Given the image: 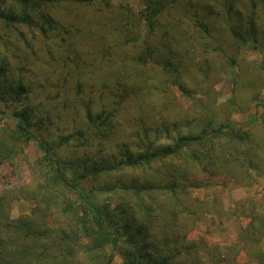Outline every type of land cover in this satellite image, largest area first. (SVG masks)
<instances>
[{
    "label": "trees",
    "instance_id": "trees-1",
    "mask_svg": "<svg viewBox=\"0 0 264 264\" xmlns=\"http://www.w3.org/2000/svg\"><path fill=\"white\" fill-rule=\"evenodd\" d=\"M122 1L0 0V187L26 174L0 190V264H264V125L234 128L211 97L219 67L233 110L264 82V0ZM241 49L260 57L245 83ZM176 96L198 133L178 132ZM229 186L253 192L226 211L210 188ZM221 217L233 240L191 238Z\"/></svg>",
    "mask_w": 264,
    "mask_h": 264
},
{
    "label": "rangeland",
    "instance_id": "rangeland-1",
    "mask_svg": "<svg viewBox=\"0 0 264 264\" xmlns=\"http://www.w3.org/2000/svg\"><path fill=\"white\" fill-rule=\"evenodd\" d=\"M123 3H127L134 11H138L141 8V4L138 0H123ZM239 59L242 61L241 67L242 71L239 73H244L241 76L242 81L245 83L247 80H254L255 78V67L253 62L259 61L260 57L255 53L247 49H241L239 52ZM239 69V67H238ZM233 83V70L227 67H219L218 77L212 82V93L211 97L215 101V105H222L221 109L216 111V115L222 118V115H226L230 121V125L234 128H245L251 127L254 124L264 125V82L259 85L255 90L240 89L237 87L235 107L236 110L231 109L228 102L231 99L232 85ZM259 93L256 100L252 101V96L254 93ZM171 105V115L177 117V113L181 112L180 116L186 117V121H181L184 126H179L178 132L182 134L186 133H198L201 129L196 122H193L194 117L193 112L198 113V107H191V102L186 99H182L178 96L175 98H170ZM257 105V107H256ZM261 105V106H259ZM228 109V112L225 111ZM185 112V113H184ZM181 117V118H183ZM180 123V122H179ZM264 127V126H263ZM164 140L161 143H167ZM23 159L33 161L38 157V150L34 145H29L24 148ZM16 177L8 182V185L0 187V190L4 189H14L17 188L22 181L25 180L26 174L21 172H16ZM1 175V174H0ZM262 184L264 185V178ZM214 191L221 195L224 210H230L231 206L238 205L246 199V197L253 192V189L240 188L238 186H229L228 189L224 190L220 187L210 188V193ZM200 192L199 196H202L206 192ZM111 194H95L92 203L97 206H101L105 203L107 196ZM33 204L29 201H15L11 207L12 218H17L20 215L29 214L30 209ZM238 230V225L236 222L231 221L229 218L221 217L215 222H205L202 225H198L195 230L191 233V238H198L200 236H205L209 241L225 243L233 240V234ZM107 252L110 254L111 250L108 247ZM112 264H122L121 259L116 256ZM225 264H245V260L239 259L237 263L226 262Z\"/></svg>",
    "mask_w": 264,
    "mask_h": 264
}]
</instances>
